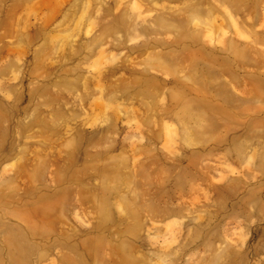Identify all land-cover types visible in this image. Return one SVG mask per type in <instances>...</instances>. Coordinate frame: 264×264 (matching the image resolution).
Segmentation results:
<instances>
[{"label":"rangeland","instance_id":"rangeland-1","mask_svg":"<svg viewBox=\"0 0 264 264\" xmlns=\"http://www.w3.org/2000/svg\"><path fill=\"white\" fill-rule=\"evenodd\" d=\"M0 264H264V0H0Z\"/></svg>","mask_w":264,"mask_h":264}]
</instances>
